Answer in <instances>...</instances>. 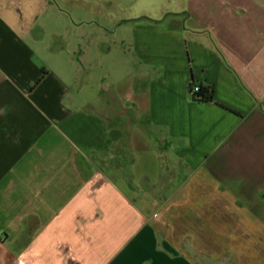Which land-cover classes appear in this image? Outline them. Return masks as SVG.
<instances>
[{
    "label": "crops",
    "instance_id": "1",
    "mask_svg": "<svg viewBox=\"0 0 264 264\" xmlns=\"http://www.w3.org/2000/svg\"><path fill=\"white\" fill-rule=\"evenodd\" d=\"M59 1L0 0V264H264V0H152L96 100Z\"/></svg>",
    "mask_w": 264,
    "mask_h": 264
},
{
    "label": "rangeland",
    "instance_id": "2",
    "mask_svg": "<svg viewBox=\"0 0 264 264\" xmlns=\"http://www.w3.org/2000/svg\"><path fill=\"white\" fill-rule=\"evenodd\" d=\"M106 1L107 0H73L72 4H67L65 0H60L58 3L64 12L67 24H63L62 39L56 41L57 45H54L55 41L51 37L48 38L47 41V46L52 44L53 48L59 47L65 51L77 48L81 50V48L84 47H89L95 51L96 55L89 57V60L92 58L94 69L91 72L92 79L89 80L88 84H85L88 88L84 93V96L89 95L95 100L103 98V95L108 93L107 88L110 84H117L127 75H131L134 70L132 62L133 57L130 55L129 51L131 47L128 38L129 34H125L123 30L116 33V30L121 29L124 23L123 20L126 18L142 16L146 13L151 14L154 10V6L150 5L152 0H139L136 6L129 8H125L122 5L132 2V0H122L123 3L121 6L119 0H112L108 4ZM74 22L79 24L78 31L68 30V32H65L67 27H71L70 25ZM103 28H110L111 32H113L111 34V40L100 38V33L103 31ZM73 33H78V40L75 39ZM109 49L112 51L110 57L106 55ZM98 53H104L105 55H98ZM76 55L70 56L79 59L80 57H76ZM45 58L52 64L54 63V57L52 55H47ZM62 60L59 66L63 69H67L68 58L62 57ZM175 209L176 208L167 210L166 215L163 218L161 217L164 219L163 223L183 224L184 220L181 214L176 215ZM170 235L180 236L179 238L182 237L181 231H172ZM190 250L193 252L192 254L199 256L197 249L191 248ZM255 252V256L263 258V248H256ZM200 262L203 264H236L227 257L222 260V263H218L215 262V260L208 258L204 259L200 256Z\"/></svg>",
    "mask_w": 264,
    "mask_h": 264
},
{
    "label": "trees",
    "instance_id": "3",
    "mask_svg": "<svg viewBox=\"0 0 264 264\" xmlns=\"http://www.w3.org/2000/svg\"><path fill=\"white\" fill-rule=\"evenodd\" d=\"M197 83L192 81L190 83V90ZM200 90L199 92L192 95V99L194 102H213L214 101V87L206 86L204 84H199ZM191 94V93H190Z\"/></svg>",
    "mask_w": 264,
    "mask_h": 264
},
{
    "label": "built area",
    "instance_id": "4",
    "mask_svg": "<svg viewBox=\"0 0 264 264\" xmlns=\"http://www.w3.org/2000/svg\"><path fill=\"white\" fill-rule=\"evenodd\" d=\"M200 87L198 84L194 85L192 89L190 90L191 95H194L195 93L199 92Z\"/></svg>",
    "mask_w": 264,
    "mask_h": 264
}]
</instances>
